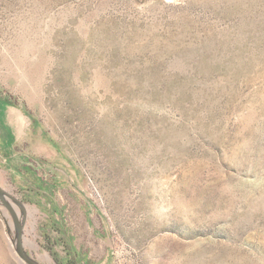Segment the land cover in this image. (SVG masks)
Masks as SVG:
<instances>
[{
	"label": "rangeland",
	"instance_id": "obj_1",
	"mask_svg": "<svg viewBox=\"0 0 264 264\" xmlns=\"http://www.w3.org/2000/svg\"><path fill=\"white\" fill-rule=\"evenodd\" d=\"M0 188V264H264V0H0Z\"/></svg>",
	"mask_w": 264,
	"mask_h": 264
},
{
	"label": "water",
	"instance_id": "obj_2",
	"mask_svg": "<svg viewBox=\"0 0 264 264\" xmlns=\"http://www.w3.org/2000/svg\"><path fill=\"white\" fill-rule=\"evenodd\" d=\"M2 195H3V189L0 188V198L2 199ZM15 218V222L17 224V228H18V237H17V252L19 254V256L27 263V264H37L35 261H33L32 259H30L27 255L24 254L23 251V247H22V242H21V238H22V231L20 229V227L18 226L19 222L16 218V216H14Z\"/></svg>",
	"mask_w": 264,
	"mask_h": 264
},
{
	"label": "bare ground",
	"instance_id": "obj_3",
	"mask_svg": "<svg viewBox=\"0 0 264 264\" xmlns=\"http://www.w3.org/2000/svg\"><path fill=\"white\" fill-rule=\"evenodd\" d=\"M30 244L34 247H36V244L33 241H30ZM39 257H44L46 260H49L50 257L47 253H39Z\"/></svg>",
	"mask_w": 264,
	"mask_h": 264
}]
</instances>
